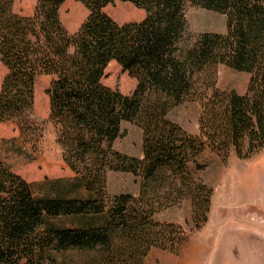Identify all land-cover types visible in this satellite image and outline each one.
<instances>
[{"label":"trees","instance_id":"16d2710c","mask_svg":"<svg viewBox=\"0 0 264 264\" xmlns=\"http://www.w3.org/2000/svg\"><path fill=\"white\" fill-rule=\"evenodd\" d=\"M67 0H37L30 16L0 0V122H13L36 149L34 82L51 77L46 93L62 160L75 174L54 196L35 197L32 183L0 159V264H44L52 253L93 251L96 264H143L153 248L176 253L187 232L155 213L189 199L196 228L207 222L212 188L189 170L206 148L226 161L264 147V0H78L89 15L74 33L59 9ZM116 1L144 11L119 23L103 8ZM225 17L224 33L190 35L186 8ZM115 61L136 80L130 94L103 83ZM249 75L245 93L216 86L218 66ZM198 101V134L168 113ZM142 131V155L115 148L121 125ZM110 172L136 177L138 194L109 195ZM80 218L84 225L60 221ZM57 219H61L58 221ZM102 219L100 223L95 221Z\"/></svg>","mask_w":264,"mask_h":264},{"label":"rangeland","instance_id":"374dc122","mask_svg":"<svg viewBox=\"0 0 264 264\" xmlns=\"http://www.w3.org/2000/svg\"><path fill=\"white\" fill-rule=\"evenodd\" d=\"M36 1L14 0L12 10L16 14L30 16L34 11ZM103 11L119 23L138 22L145 16L143 10L130 3L120 1L106 5ZM89 12V9L78 0H67L59 9L62 24L69 33H74L79 29ZM186 17L187 30L191 36L202 32L221 33L226 30L225 17L222 14L199 6H188ZM6 73V67L0 61V88ZM50 81V76L41 75L34 82V102L31 117L41 131V139L36 149L19 138V131L15 123L0 122V159L9 169L33 184L32 192L35 197L54 196L63 187L61 183H55L56 180L67 181L75 176L62 160V151L56 143L57 128L49 118L50 102L46 90ZM248 81L249 75L247 73L225 65L218 66L216 86L219 89L224 91L235 90L243 94L247 89ZM103 83L123 94H130L136 86V80L130 77L115 61H112L106 68ZM200 112L201 105L198 101H185L174 107L167 116L170 120L183 125L188 132L198 134ZM121 130L123 133L116 139L115 148L128 155L140 157L142 155L141 129L130 122H123ZM205 150L212 152L208 148ZM209 159V153H206L188 165L192 174L200 180L202 179L198 173L205 169V164L199 162H206ZM220 161L225 167L229 165L236 167L234 187H237L240 193L243 189L248 191L249 196L253 199V202L247 203L246 209L243 207L235 208L233 216L236 221H239L240 216H248L252 220L264 222V202H255L254 200L255 197L258 199L259 196V199L263 198L262 201H264V147L252 154H246L245 157H239L232 152L226 161L221 159ZM210 175L209 171L205 177ZM210 187L214 190L212 186ZM107 192L109 195L119 193L137 195L136 177L128 172H110L107 178ZM192 216V204L189 199H184L180 203L155 213L154 219L157 221H168L183 226L187 232V237L178 247L176 253L153 248L146 256L143 264H161V262L163 264H180L184 259L183 250L189 245L191 238L201 232L200 230L207 223L196 228ZM57 220L60 221L61 219ZM101 220L95 221L94 224L100 223ZM60 222L65 226L77 227L84 225L86 221L80 218H67ZM242 231L236 232L237 235L243 236ZM173 256H175L174 262ZM213 258V255L208 256L206 254L202 257L204 259L203 264H239L228 256ZM99 260L100 255L97 252L67 250L52 253L51 258L44 264H96Z\"/></svg>","mask_w":264,"mask_h":264},{"label":"crops","instance_id":"0c3cea01","mask_svg":"<svg viewBox=\"0 0 264 264\" xmlns=\"http://www.w3.org/2000/svg\"><path fill=\"white\" fill-rule=\"evenodd\" d=\"M206 153H209L210 159L206 162H199L205 164V169L198 175L204 183L214 189L209 218L204 228L200 230L201 232L191 238L189 245L183 250L184 259L180 264L188 262L203 264L202 257L206 254L213 255V259L224 256L232 257V260L239 264L264 263V222L252 220L248 216H240L237 222L233 216L235 208L246 209L247 203L253 202V199L248 191L243 189L240 193L237 187H234L236 167L232 165L225 167L218 156L206 150L196 159ZM209 171L211 175L205 177ZM256 199L257 197L254 199L255 202H264L263 198L259 199V196ZM241 230H243V236L237 235L236 232ZM174 259L175 256H173V262Z\"/></svg>","mask_w":264,"mask_h":264}]
</instances>
